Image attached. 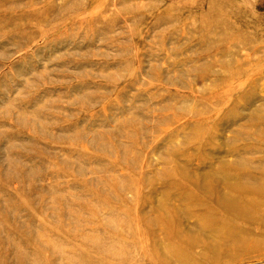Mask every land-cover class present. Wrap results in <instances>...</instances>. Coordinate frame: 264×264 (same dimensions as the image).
I'll use <instances>...</instances> for the list:
<instances>
[{
	"label": "rangeland",
	"instance_id": "rangeland-1",
	"mask_svg": "<svg viewBox=\"0 0 264 264\" xmlns=\"http://www.w3.org/2000/svg\"><path fill=\"white\" fill-rule=\"evenodd\" d=\"M0 264H264V0H0Z\"/></svg>",
	"mask_w": 264,
	"mask_h": 264
}]
</instances>
